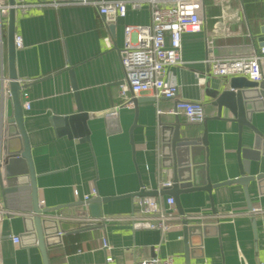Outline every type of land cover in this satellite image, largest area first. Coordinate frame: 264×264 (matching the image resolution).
Listing matches in <instances>:
<instances>
[{
    "label": "crops",
    "instance_id": "1",
    "mask_svg": "<svg viewBox=\"0 0 264 264\" xmlns=\"http://www.w3.org/2000/svg\"><path fill=\"white\" fill-rule=\"evenodd\" d=\"M3 4L9 6V0H4ZM232 7L240 16L242 27L234 26L231 38H218L216 53L235 56L248 52L252 46L259 50L264 42L261 40L264 37V0H232ZM1 11L2 18L6 19L8 10ZM204 14L202 31L182 35L185 63L168 69V77L179 86L178 95L175 99L158 98L152 92L138 95L155 100L139 103L138 123L131 136L135 118L133 105L120 107L118 131L109 129L106 113L124 101L120 94L124 81L120 55L124 28L129 24H150L149 4L143 3L136 9L129 5L126 16L114 22L107 21L92 5L33 6L26 11L17 8L15 32L16 36H21L23 45L17 47L15 63L20 83L27 85L23 86L21 100L41 205L52 207L84 201V196L91 194L94 187L96 195L116 196L103 204L105 218L125 215L137 207L140 197L124 195L138 192L141 184L147 190H158L162 182L171 180L172 171L166 166L168 160L163 153L167 134L162 126L174 121V115L166 111L178 99L200 100L204 103L206 117L214 116L217 109L207 90H222L221 86L227 81L225 77L213 76L204 62L208 55L206 40L217 23L221 7L210 0ZM4 27L0 35V84L5 90L6 115L11 117L6 23ZM167 43L170 45L169 34ZM70 69L74 71L82 106L90 114L87 121L90 142L70 139L65 134L57 136L51 122L53 115L66 116L77 111ZM27 101L30 109L24 106ZM224 116L230 118L232 115L226 112ZM179 117L182 126L200 131L204 128V122L192 123L182 115ZM254 123L264 128V112L254 115ZM7 131L0 130V164L4 163L9 149L19 150L22 144L17 136L8 140ZM208 134L212 182L239 176L238 124L228 119H210ZM250 134L245 127L244 137ZM247 144L244 140V145ZM202 153L205 154L201 151L199 156L205 159ZM200 167L196 170L198 179L205 175V168ZM1 172L4 173V165ZM252 172H264V157L260 163H252ZM20 183L26 186L27 178L13 185L16 191L9 197L7 206L0 197V208L15 212L0 220V264H44L38 246L31 241L33 237L25 235L23 216L28 213L31 191L19 190ZM248 190L252 206L264 208V196L258 194L255 181L249 184ZM166 195L156 197L164 201ZM213 199L214 208L206 191L181 194L186 213L199 211L208 216L196 222L202 227L195 229V236L192 235L195 250L189 264L264 262V214H253L249 210L243 186L236 183L217 187L213 190ZM86 211L85 206L79 205L60 212L64 218L77 219ZM14 236L20 237V242H14ZM103 237H107L109 249L103 247ZM51 242L56 244L48 247L50 264H134L136 259L154 256H172L177 264H188L182 223L163 233L155 229H134L130 222L105 220L99 228L65 235L61 243L54 239ZM108 257L112 260L108 261Z\"/></svg>",
    "mask_w": 264,
    "mask_h": 264
},
{
    "label": "water",
    "instance_id": "2",
    "mask_svg": "<svg viewBox=\"0 0 264 264\" xmlns=\"http://www.w3.org/2000/svg\"><path fill=\"white\" fill-rule=\"evenodd\" d=\"M17 0H9V8L6 19L3 20L7 24L8 36V65H9V88L12 98L13 116L8 117L4 107L5 90L0 84V130L7 131L8 140L12 136H17L22 141L21 148L16 151L8 150L3 164H0V197L3 204L9 202V197L16 191L14 187L18 181H22L26 177L28 184L21 186L19 190L30 189V206L27 208L28 213L24 214L25 235L33 237L32 243L36 244L41 252L43 263L50 264L48 247L56 244L51 242L55 240L62 242L63 236L78 233L86 230L99 228L103 225L101 221H85L83 217H91L93 219L102 218L103 204L115 197H102L96 195L88 200L81 202L61 204L52 207H45L40 204L37 186V174L32 157V146L26 132L24 124V108L21 100L22 85L19 81L16 70V7ZM114 29V25L111 26ZM264 41V37L261 38ZM264 45V42L261 43ZM69 75L72 81V89L77 102V111L73 114L60 116L53 115L51 117L52 125L55 128L57 136L67 135L68 138H77L80 142H90V129L87 121L90 117L89 112L84 110L78 84L75 79L73 69H70ZM26 87L27 85H23ZM222 90L210 88L207 95L212 99L211 103L217 109L214 116H207L203 121L204 128L192 129L191 127L182 126L179 116H174V121L166 123L162 126V130L167 137L164 139L163 145L164 157L168 160L167 167L172 171V186L164 188L160 191L156 189L147 190L142 185L138 192L126 194L129 197L158 196L159 194L172 195L179 214L186 213L181 201V194L197 191L208 192L211 205L214 208L213 190L217 187L240 184L243 186L247 199L249 210L253 208L250 198L248 186L255 181L258 187V194L264 196V172H252V163H260L264 157V128L254 123V115L264 112V81L256 82L244 76H236L227 79L226 83L221 86ZM145 100H155V98L133 97L132 103L135 107V118L130 129L132 136L133 129L138 123V105ZM229 112L232 116H224ZM210 119L220 120L228 119L238 124L239 141L237 146V160L239 165V176L222 182L213 183L209 174L208 161V121ZM107 124L111 131L120 129L118 118H108ZM247 127L252 134L244 137V128ZM6 133V132H5ZM1 134V133H0ZM244 140L248 144L244 145ZM133 144V141L131 142ZM205 159L200 158L199 154ZM18 154V155H16ZM202 159V161H201ZM4 165V173L1 167ZM201 166L205 175L198 179L196 170ZM14 185V186H13ZM117 196V197H124ZM85 206L87 211L83 212L80 219L64 218L61 210L72 206ZM7 206V205H6ZM182 225L184 229L185 258L189 264V259L193 256L195 247L192 246V235L195 236L194 230L200 229L202 226L197 223L183 219ZM253 226L256 230V220L253 219ZM199 235V234H198ZM22 238V236H21ZM22 241V240H21Z\"/></svg>",
    "mask_w": 264,
    "mask_h": 264
},
{
    "label": "built area",
    "instance_id": "3",
    "mask_svg": "<svg viewBox=\"0 0 264 264\" xmlns=\"http://www.w3.org/2000/svg\"><path fill=\"white\" fill-rule=\"evenodd\" d=\"M210 0H51L32 1L18 0L16 7L26 11L33 6H61V5H92L110 22L127 14L128 6L139 8L148 3L151 10V23L148 25H126L124 28V45L120 51L124 69V81L120 87V94L124 101L113 106L106 113L107 118H117L121 106H131L132 98L146 92H152L155 97L175 99L179 93V86L168 77V69L185 63L182 56V35L190 32H200L205 24L206 3ZM221 7V14L210 32L206 43L208 55L204 62L209 66L213 76L227 79L244 76L256 82L264 81V45L258 50L250 47L248 52L235 56H221L215 51L217 39L231 38L232 28L242 27V21L237 11L232 7V0H211ZM0 0V9L8 10L9 6ZM0 10V35L4 31V21ZM168 34L170 45H168ZM16 47L23 45L21 36L15 38ZM202 78H199V80ZM204 79V78H203ZM22 85V83H21ZM23 93V86H22ZM133 94V97L130 96ZM30 109L27 101L24 105ZM174 116H184L189 122L201 123L206 118L204 103L200 100L178 99L175 105L166 111ZM172 186V180L162 182L159 191ZM97 193L92 188L91 194H86L84 200L90 199ZM44 203V201H42ZM253 214H264V208H252ZM15 212L0 208V220ZM202 212L179 214L172 195H166L164 201L156 196L140 197L137 207L130 213L114 217L96 218L83 217L85 221L119 220L130 222L134 229H155L165 233L175 224H181L183 219L196 223L207 218ZM79 217L77 219H80ZM14 242H20V237L14 236ZM103 247L109 249L107 237H103ZM108 261L112 257H108ZM134 264H177L172 256L136 259ZM208 264V263H205ZM261 264H264L262 262Z\"/></svg>",
    "mask_w": 264,
    "mask_h": 264
},
{
    "label": "trees",
    "instance_id": "4",
    "mask_svg": "<svg viewBox=\"0 0 264 264\" xmlns=\"http://www.w3.org/2000/svg\"><path fill=\"white\" fill-rule=\"evenodd\" d=\"M71 238H73V237H71ZM67 246H68V245H67V243H66V251H67V248H68ZM68 251H69V250H68Z\"/></svg>",
    "mask_w": 264,
    "mask_h": 264
}]
</instances>
